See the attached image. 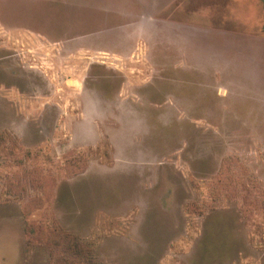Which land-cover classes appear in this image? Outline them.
<instances>
[{
	"label": "rangeland",
	"instance_id": "374dc122",
	"mask_svg": "<svg viewBox=\"0 0 264 264\" xmlns=\"http://www.w3.org/2000/svg\"><path fill=\"white\" fill-rule=\"evenodd\" d=\"M0 264H264V0H0Z\"/></svg>",
	"mask_w": 264,
	"mask_h": 264
},
{
	"label": "trees",
	"instance_id": "16d2710c",
	"mask_svg": "<svg viewBox=\"0 0 264 264\" xmlns=\"http://www.w3.org/2000/svg\"><path fill=\"white\" fill-rule=\"evenodd\" d=\"M74 254L75 256H80L81 253L78 250L74 249Z\"/></svg>",
	"mask_w": 264,
	"mask_h": 264
}]
</instances>
